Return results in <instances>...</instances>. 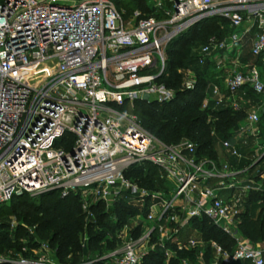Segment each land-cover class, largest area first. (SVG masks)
I'll list each match as a JSON object with an SVG mask.
<instances>
[{"label": "built area", "instance_id": "2783aa9c", "mask_svg": "<svg viewBox=\"0 0 264 264\" xmlns=\"http://www.w3.org/2000/svg\"><path fill=\"white\" fill-rule=\"evenodd\" d=\"M149 5L147 15L135 9L124 17L112 0H70L66 5L0 0V204L24 193H77L85 223L94 220L89 206L95 202L105 211L121 199L136 207L139 212L116 233L119 243L85 259L87 264H140L154 250L167 264L175 250L202 247L189 223L202 217L234 240L231 251L209 240L208 264H264V241L252 243L235 228L249 193L264 190L261 166L255 175L239 166L241 159L264 163L259 126L264 82L257 65L240 60L247 44L248 54L264 64V0H150ZM213 16L226 19L231 30L198 45V64L208 61L212 71L225 70L220 84H207L200 109L211 103L238 110L247 102L238 96H244L245 88L262 97L208 157L198 155L188 139L160 141L127 108L135 101L173 99L176 90L159 80L165 48ZM178 72L181 87L191 88L193 72ZM253 150L261 156L246 154ZM146 165L155 169L154 181H160L154 188L124 174ZM136 225L139 234H127ZM185 227L197 236L180 238ZM86 240L84 231L80 245ZM5 263L79 264L59 263L45 242L0 254V264Z\"/></svg>", "mask_w": 264, "mask_h": 264}, {"label": "trees", "instance_id": "16d2710c", "mask_svg": "<svg viewBox=\"0 0 264 264\" xmlns=\"http://www.w3.org/2000/svg\"><path fill=\"white\" fill-rule=\"evenodd\" d=\"M112 2L116 8L124 11V17L135 9L145 15L152 12L146 0H112ZM230 30L226 19L213 16L193 24L167 44L165 69L159 80L175 89L176 92L173 99L167 102H134L133 112L146 131L164 143L188 139L195 143L198 155L208 157H214L219 140L231 138L233 130L244 118L250 101L255 99L257 103L262 96L245 88L244 97L248 99V102L238 110H232L229 106L214 107L211 103L206 108L200 109L207 84H220L222 71H212V62L198 64L196 54L191 50L192 46L200 45L208 36L214 35L220 38L228 34ZM247 57L251 56L246 53L241 60ZM252 63L257 65L264 82V64H260L257 58H252ZM185 67H191L194 75V83L189 89L181 87L182 76L178 72ZM259 126L263 141L264 112L262 109L259 115ZM249 152L246 154L249 155ZM250 163V160L241 159L239 166L246 165L249 171L254 168V165ZM124 174L146 188H154L155 182L160 184V181H154L155 169L147 165L145 170L133 167ZM261 181L264 187V178ZM257 201L259 203H256ZM249 206L258 208L254 217L251 215ZM89 209L94 215V220L85 223L78 194L69 192L60 196L56 189L33 196L24 193L12 197L0 204V252H7L10 249L18 251L22 246L33 248L38 243L45 242L53 250L54 257L59 263H79L81 256L85 253L100 255L113 249L119 243L116 237L117 231L129 216L139 212L124 199L116 202L110 211H105L101 202L91 204ZM140 212L144 213L145 207ZM108 214L114 219H108ZM12 216L19 221V224L10 230L7 219ZM189 223L198 231L203 241L205 261H210L211 258L209 240L215 241L227 251H231L234 247V240L207 218H192ZM235 228L242 237L252 243L264 241V190L249 193L245 211L240 215ZM84 231L87 240L81 246L79 237ZM139 232L140 225H136L129 234L135 237ZM169 246L173 248L172 245ZM199 248L198 246L175 250L174 256L168 259L167 264H180L181 259L191 260ZM162 260V252L154 250L146 253L140 264H161ZM92 264H101V262L94 261ZM229 264L249 263L246 260H235Z\"/></svg>", "mask_w": 264, "mask_h": 264}, {"label": "rangeland", "instance_id": "374dc122", "mask_svg": "<svg viewBox=\"0 0 264 264\" xmlns=\"http://www.w3.org/2000/svg\"><path fill=\"white\" fill-rule=\"evenodd\" d=\"M57 3H59V4H70V0H55ZM162 2H164V0H161ZM146 2H150V0H146ZM246 46H247V44L245 45V46H243V51H245V53L248 51L247 49H246ZM197 49H198V45L197 44H195L194 46H192V52L193 53H196L197 52ZM251 63H252V61H251ZM184 70H188V71H190V72H193L192 71V69H191V67H185L184 68ZM256 103V100L255 99H253V100H251L250 101V104L251 105H254ZM127 112L129 113V114H132V113H134L133 112V107L131 108V107H128L127 108ZM135 114V113H134ZM264 139V138H263ZM264 141V140H263ZM264 146V143L263 144H261V147H263ZM249 153H252L253 154V156H256V155H258V156H261V154H262V152H259V151H251V152H249ZM256 154V155H255ZM258 159L256 158L255 160H253V162L252 163H255L256 161H257ZM252 163H251V165H252ZM261 166V167H260ZM260 166H256V167H254L252 170H251V174L252 175H255V173H256V170L260 167L262 170H264L263 168H264V163L263 164H261ZM107 218L109 219H111V220H113V216H111L110 214H108V216H107ZM128 222H130V221H128V220H126L125 222H124V224L126 225V224H128ZM7 224H8V226H9V229L10 230H12V228H14V226H16V225H18L19 224V221L15 218V217H9L8 219H7ZM27 230H30L31 231V229L30 228H27ZM127 234H129V231L127 232ZM193 236V237H196L197 236V234L193 231V230H191L189 227H185V228H182L181 229V232H180V238H182V239H184L185 237H187V236ZM11 250V249H10ZM106 252V251H105ZM203 252H204V248H203V246L202 247H200L199 249H198V251H196L195 252V254H194V256H193V258L191 259V260H185L184 262H182L181 260H180V264H208V262H209V260L208 261H205L204 260V256H203ZM3 253H5L4 251L1 253L0 252V254H3ZM104 253V252H103ZM97 254H90V253H85V254H83L82 256H81V258H80V261H79V264H87V263H84L85 262V259H89V258H95V256H96Z\"/></svg>", "mask_w": 264, "mask_h": 264}, {"label": "crops", "instance_id": "0c3cea01", "mask_svg": "<svg viewBox=\"0 0 264 264\" xmlns=\"http://www.w3.org/2000/svg\"><path fill=\"white\" fill-rule=\"evenodd\" d=\"M246 45V44H245ZM244 45V46H245ZM248 48V45L246 46V49ZM248 50V49H247ZM246 53H248V51L246 52ZM245 53V51H243V49H242V55H241V57L243 56V55H245L246 54ZM240 60H241V58H240ZM243 63H251V61H252V58L251 57H247L246 59H244V60H241ZM224 70V69H223ZM223 70H222V74H223ZM225 71V70H224ZM238 96L239 97H242L243 98V100H248L247 98H245L244 96H241V94H238ZM248 102V101H247ZM240 162V161H239ZM254 165V167H256V166H260V165H257V164H253ZM248 173H250L251 174V170H249L248 171ZM252 206H249V209L251 208ZM257 207H254V208H251V215H252V217H254L255 215H256V213H257ZM263 256H264V254H263Z\"/></svg>", "mask_w": 264, "mask_h": 264}, {"label": "water", "instance_id": "95a60500", "mask_svg": "<svg viewBox=\"0 0 264 264\" xmlns=\"http://www.w3.org/2000/svg\"><path fill=\"white\" fill-rule=\"evenodd\" d=\"M146 99V96L144 95L143 96V100H145ZM262 112H264V106H263V108H262Z\"/></svg>", "mask_w": 264, "mask_h": 264}]
</instances>
